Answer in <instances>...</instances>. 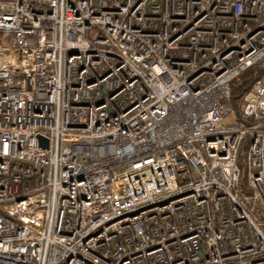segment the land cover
Instances as JSON below:
<instances>
[{"label":"built area","instance_id":"built-area-1","mask_svg":"<svg viewBox=\"0 0 264 264\" xmlns=\"http://www.w3.org/2000/svg\"><path fill=\"white\" fill-rule=\"evenodd\" d=\"M0 32V264H264V74L230 101L264 0H0Z\"/></svg>","mask_w":264,"mask_h":264},{"label":"trees","instance_id":"trees-1","mask_svg":"<svg viewBox=\"0 0 264 264\" xmlns=\"http://www.w3.org/2000/svg\"><path fill=\"white\" fill-rule=\"evenodd\" d=\"M264 74V58L253 64L243 72H241L236 78L230 83V101L233 109L238 112L242 96L250 88L251 84ZM246 140L244 144H246ZM245 145L239 146V156L237 163L240 164L242 160V152L244 151ZM264 227V226H263Z\"/></svg>","mask_w":264,"mask_h":264},{"label":"rangeland","instance_id":"rangeland-1","mask_svg":"<svg viewBox=\"0 0 264 264\" xmlns=\"http://www.w3.org/2000/svg\"><path fill=\"white\" fill-rule=\"evenodd\" d=\"M4 33L0 32V43H2L3 37H4ZM243 165H240V176L243 177Z\"/></svg>","mask_w":264,"mask_h":264},{"label":"water","instance_id":"water-1","mask_svg":"<svg viewBox=\"0 0 264 264\" xmlns=\"http://www.w3.org/2000/svg\"><path fill=\"white\" fill-rule=\"evenodd\" d=\"M38 140H39L40 145L45 146V144H46V140L45 139H43L42 137L38 136Z\"/></svg>","mask_w":264,"mask_h":264}]
</instances>
